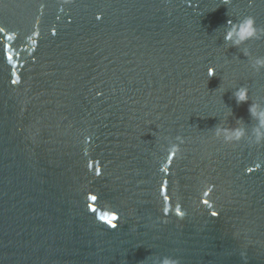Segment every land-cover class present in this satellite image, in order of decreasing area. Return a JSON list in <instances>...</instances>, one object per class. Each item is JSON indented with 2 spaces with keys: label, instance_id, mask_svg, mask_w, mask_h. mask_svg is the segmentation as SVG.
I'll return each mask as SVG.
<instances>
[{
  "label": "water",
  "instance_id": "95a60500",
  "mask_svg": "<svg viewBox=\"0 0 264 264\" xmlns=\"http://www.w3.org/2000/svg\"><path fill=\"white\" fill-rule=\"evenodd\" d=\"M245 16L264 0H0V264H264Z\"/></svg>",
  "mask_w": 264,
  "mask_h": 264
},
{
  "label": "clouds",
  "instance_id": "9594fccd",
  "mask_svg": "<svg viewBox=\"0 0 264 264\" xmlns=\"http://www.w3.org/2000/svg\"><path fill=\"white\" fill-rule=\"evenodd\" d=\"M229 27L226 28L224 33V41L231 42V47L239 46L244 41L250 38H259V35L264 33V29H258L255 26L254 17L245 16L240 19L237 23H233L231 20L226 22ZM248 53L245 52V55ZM252 66L256 69L264 67V57H257L253 61ZM214 70H209V75H213ZM237 103L245 102L248 100L247 90L243 87L237 89L233 93ZM249 116L256 121L255 126L251 130V138L256 143L264 141V105L251 103L248 106ZM243 122V120H240ZM247 134L245 127L236 128H222L215 127V135L217 137H223L226 142L238 141ZM159 264H176V261L170 257H162L159 260Z\"/></svg>",
  "mask_w": 264,
  "mask_h": 264
},
{
  "label": "snow or ice",
  "instance_id": "6c2138e0",
  "mask_svg": "<svg viewBox=\"0 0 264 264\" xmlns=\"http://www.w3.org/2000/svg\"><path fill=\"white\" fill-rule=\"evenodd\" d=\"M0 31H3V29H0ZM250 171H251V169H250ZM93 199H95V197H93ZM213 215H216V213H213Z\"/></svg>",
  "mask_w": 264,
  "mask_h": 264
}]
</instances>
